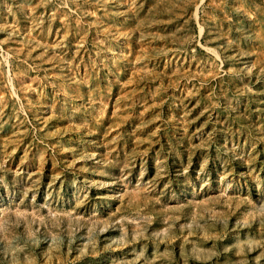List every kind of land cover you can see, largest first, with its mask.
<instances>
[{"label": "rangeland", "instance_id": "obj_1", "mask_svg": "<svg viewBox=\"0 0 264 264\" xmlns=\"http://www.w3.org/2000/svg\"><path fill=\"white\" fill-rule=\"evenodd\" d=\"M0 264H264V0H0Z\"/></svg>", "mask_w": 264, "mask_h": 264}]
</instances>
